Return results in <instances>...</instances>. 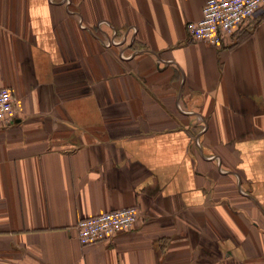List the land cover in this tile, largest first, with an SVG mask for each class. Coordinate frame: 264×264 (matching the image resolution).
<instances>
[{
  "label": "crops",
  "instance_id": "obj_1",
  "mask_svg": "<svg viewBox=\"0 0 264 264\" xmlns=\"http://www.w3.org/2000/svg\"><path fill=\"white\" fill-rule=\"evenodd\" d=\"M206 1L0 0V264H264V4L212 45Z\"/></svg>",
  "mask_w": 264,
  "mask_h": 264
},
{
  "label": "built area",
  "instance_id": "obj_2",
  "mask_svg": "<svg viewBox=\"0 0 264 264\" xmlns=\"http://www.w3.org/2000/svg\"><path fill=\"white\" fill-rule=\"evenodd\" d=\"M264 4V0H207L203 15L186 24L192 39L220 45L225 36L234 34ZM9 87H0V128L12 124L17 115L16 99ZM137 206L105 210L90 217L79 218L76 228L81 244L112 239L117 233L137 224Z\"/></svg>",
  "mask_w": 264,
  "mask_h": 264
}]
</instances>
